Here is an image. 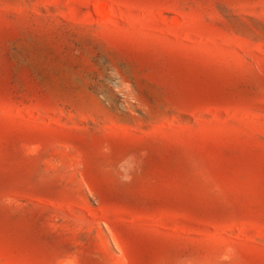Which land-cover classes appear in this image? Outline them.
Wrapping results in <instances>:
<instances>
[{
    "label": "rangeland",
    "instance_id": "374dc122",
    "mask_svg": "<svg viewBox=\"0 0 264 264\" xmlns=\"http://www.w3.org/2000/svg\"><path fill=\"white\" fill-rule=\"evenodd\" d=\"M0 264H264V0H0Z\"/></svg>",
    "mask_w": 264,
    "mask_h": 264
}]
</instances>
